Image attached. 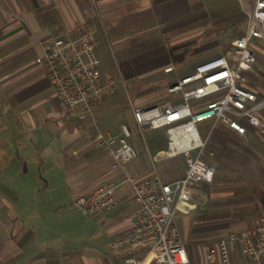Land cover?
<instances>
[{
	"label": "crops",
	"instance_id": "obj_1",
	"mask_svg": "<svg viewBox=\"0 0 264 264\" xmlns=\"http://www.w3.org/2000/svg\"><path fill=\"white\" fill-rule=\"evenodd\" d=\"M218 2L0 0V71H4L0 86H4L8 98L0 99V264H124L126 256H143L142 247L110 248L136 221L137 207L127 191L117 192L113 208L96 218L82 215L72 203L78 196L117 183L124 174L135 180L156 175L162 182L183 176L186 160L192 155L154 162V154L166 148L164 132L139 129L132 108L179 102L178 95L167 92L168 87L200 63L225 55L232 41L243 35L246 22L241 11L225 12L213 5ZM79 25L93 29L97 57L101 43L109 50L110 44H116L117 52L125 59L129 57L126 43L135 47L145 42V46L152 44L157 52L162 44L170 52H185L190 67L183 69L181 62L173 65L168 61L136 73L120 69L107 56L98 57L101 70L111 73L117 84L122 83L126 89H142L146 80L160 87L154 91L151 85L152 92L145 99L143 95L133 99L136 104L128 108L125 117L114 119L115 126H109L105 118L107 112H112L108 97L96 108L94 125L88 119L83 123L65 119L44 69L34 59L39 53L40 39L58 36ZM252 49L255 63L264 68V48L252 41ZM136 56L141 57L142 53ZM254 65L243 68L250 88L247 83L246 87L263 96L264 83H255L251 78L256 75ZM167 67L172 71L164 73ZM204 102L207 100L192 102V110H199ZM122 123L129 128V142L137 153L123 173L112 171L110 157L97 148L98 132L117 135ZM224 135L250 142L254 147L250 149L252 155H244V161L233 162L239 169L234 175L240 176L244 170L248 175L253 168L257 171L244 179L249 191L241 199L240 190H234L231 196L224 192L225 198H214L212 205L202 209L194 204L197 196L203 198L197 195L200 184L190 190L189 200L177 209L174 222L183 244L185 240L189 243L191 253L189 256L184 245L185 257L192 259L193 264L199 263L201 242L215 245L221 237L254 228L257 220L264 222V156L260 155L264 153V135L251 129L244 137L229 131ZM181 156H185L183 162ZM216 193L211 196L218 197ZM224 199L234 204H222ZM236 248L247 264H253L236 245L229 246V255Z\"/></svg>",
	"mask_w": 264,
	"mask_h": 264
},
{
	"label": "built area",
	"instance_id": "obj_2",
	"mask_svg": "<svg viewBox=\"0 0 264 264\" xmlns=\"http://www.w3.org/2000/svg\"><path fill=\"white\" fill-rule=\"evenodd\" d=\"M246 31L234 39L223 56L207 60L168 87L178 95L177 103L165 102L149 108H132L136 126L143 130L162 129L166 148L154 154L153 161L192 154L186 160L182 177L162 182L156 175L135 180L128 175L113 185L102 186L78 196L72 206L82 215L96 218L113 208L115 194L127 191L137 207L136 221L110 248H145L142 257L126 256L124 264H191L175 225L177 209L187 202L190 190L201 183H211L214 169L203 160L208 139L217 126L244 137L251 129L264 134V95L258 96L246 87L243 68L255 64L252 41L264 48V0H239ZM94 31L83 26L48 36L38 41L39 53L34 59L44 69L65 119L93 125L96 108L114 93L116 82L100 67L95 54ZM171 67L163 69L164 73ZM215 95V98L208 97ZM209 99V100H208ZM203 103L193 111L192 102ZM97 148L111 159V170L124 172L137 153L130 144L131 132L126 124L119 133L98 132ZM241 248L253 264H264V224L221 237L215 245L201 247L203 264H229V246Z\"/></svg>",
	"mask_w": 264,
	"mask_h": 264
},
{
	"label": "rangeland",
	"instance_id": "obj_3",
	"mask_svg": "<svg viewBox=\"0 0 264 264\" xmlns=\"http://www.w3.org/2000/svg\"><path fill=\"white\" fill-rule=\"evenodd\" d=\"M213 5L218 6L219 9H221V7H222L225 12L230 11V10L241 11V6H240L239 0H220V2H218L216 4L213 3ZM242 18H244L243 14H242ZM244 20H245V18H244ZM80 26L81 25H79L77 27H80ZM85 28H88V27H85ZM130 43L131 42L126 43L127 48H128V51L126 53L129 57H125V59H122L123 57H120V53L117 52V50H116V46H117L116 44H114V45L110 44L109 48L111 50H109L105 44L101 43L99 48H98L97 55H98V57L103 58V59H105L104 57L107 56L108 57L107 59L111 60L112 63H117V65L120 69L127 70V71L134 70L136 73L149 70L150 68H152L155 65L165 64L168 61H170V63L173 65H175V64L179 65L181 62V64H182L181 67L183 69H187L190 67L189 59H187V57H184L185 52H182V53L181 52H174L173 50H172V52H170L169 49H167L163 44L161 45L162 46L161 49L158 50V52H157L155 49H153L152 44H150L151 47H149V46H145L146 43L143 42V43H137L135 45V47H131ZM157 43L158 42H155L154 44H157ZM138 47H140V49H138ZM108 52H112V53L108 56V55H106ZM140 53H142L141 57L136 56ZM263 59H264V55H263ZM176 60H178V61H176ZM112 66L113 65H111L110 67L112 68ZM103 67L106 70H108V68H109L108 65L104 62H103ZM104 72L111 75V73H109L108 71H104ZM160 73L162 74V70ZM253 73H255L256 75L252 76L251 78H253V80H255V83H258V84L264 83V68H262V66L260 64H258L257 62L254 65ZM3 76H4V71L2 70V71H0V79L3 78ZM111 77L114 79V77L112 75H111ZM155 77H157V76H155ZM149 81H152V80H146V83L144 84L142 89L136 88L133 91L132 89L129 90V89L124 88V85L122 83L117 84V81L115 80L116 89H115L114 93L111 94L106 99V100L111 99L109 101V103H110L109 106H111L110 109L112 110V112L111 111L107 112L106 117H105L107 119L109 126H115L116 125L114 123V119L116 117H118V116L119 117L120 116L125 117L124 115H125V113H127L128 108H130L131 105L136 104L133 102V99H135L136 97H141L142 95H143V98L145 99L146 96H148L147 94L150 91L152 92V90H150L151 85H153V87L155 88L154 91H156V89L160 87V86H157L159 84H150ZM246 81H247V79H246ZM246 83H245V85H246ZM117 85H118V87H117ZM247 85H248V83H247ZM248 87H249V85H248ZM140 90H142V92H141L142 94L139 92ZM122 93H124L123 94V99H124L123 102L121 101ZM0 99L1 100L8 99L6 97L4 86H0ZM135 131L137 133H139L137 129ZM227 131L224 130V127L217 126L214 129V132L211 135L209 142L207 143V147L204 151L205 153H204L203 160L205 162H207L208 164H210L212 166V168L214 169V177H213V180L211 181V183L205 184V185H203V184L198 185V187H197V193L198 194L197 195H201L203 198H200L199 196H197L198 198L194 201L195 207L197 206V207L202 208V209L207 208L208 206L212 205V201H215L214 198H225L223 195L224 192H226L228 195L231 196V194L234 190H240L241 193L239 195V199L246 197L245 195L248 194L249 188H248V186L245 187L246 185L244 184V181H245L244 179H246L248 177V175H251V177H252L253 172L257 171V169H255V168H253V170L249 169L248 175H247V171L244 170V172L240 176H236V175H234V173L239 169L236 165H234L233 162H238L241 159L244 161V158H245L244 155L246 153L251 154V152L253 150L250 151V149L254 148V147L250 144V142L238 139L236 137L225 136L224 133H226ZM231 147L240 148L242 151L237 152V151H235V149H231ZM192 154H194V153H192ZM192 154H190V155H192ZM260 155L264 156V153L260 154ZM183 158H185V156L180 157L182 162L184 161ZM254 160H256V159L254 158ZM247 183H248V179H247ZM214 192H217L216 194H219V196L218 197L211 196V194H213ZM227 198H228V196H227ZM223 203H226L227 205L234 204V202L229 201V199L223 201L222 204ZM242 212L245 213L244 210ZM259 224H264V222L257 220L255 222L254 226H252V227H255ZM250 227H248V228H250ZM184 245L187 249L188 255L190 256L191 252L188 250L189 243L186 240H185ZM206 245L212 246V245H209L207 242H201L199 245L200 247L198 249V260H199L198 264H203V260H202V256H201V247L206 246ZM189 261L191 264H193L192 259H190ZM230 264H247L244 257L241 255V253H239L237 248L233 252H231V254H230Z\"/></svg>",
	"mask_w": 264,
	"mask_h": 264
},
{
	"label": "trees",
	"instance_id": "obj_4",
	"mask_svg": "<svg viewBox=\"0 0 264 264\" xmlns=\"http://www.w3.org/2000/svg\"><path fill=\"white\" fill-rule=\"evenodd\" d=\"M222 127H223V126H222ZM224 130L227 131V129H226L225 127H224ZM227 132H228V131H227ZM257 135H259V134H257ZM259 136H262V135H259Z\"/></svg>",
	"mask_w": 264,
	"mask_h": 264
}]
</instances>
